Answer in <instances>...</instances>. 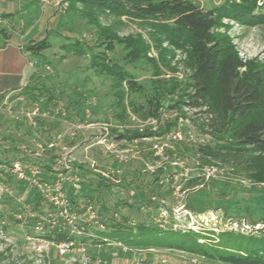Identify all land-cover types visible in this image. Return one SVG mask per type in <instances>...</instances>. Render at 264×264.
<instances>
[{"label":"rangeland","instance_id":"1","mask_svg":"<svg viewBox=\"0 0 264 264\" xmlns=\"http://www.w3.org/2000/svg\"><path fill=\"white\" fill-rule=\"evenodd\" d=\"M190 1L211 9L232 0ZM221 22L218 30L226 35L240 60L264 64V23H244L233 17H224ZM100 28L116 37L113 50L105 49L106 57L121 64L126 61V39L143 45L149 61L141 57L128 66L142 86L140 94H130L135 108L142 103L146 106L145 99L151 98L150 80L177 83V87L185 82L192 64L187 49L174 47L165 39L157 42L152 37L157 32L136 19L96 8L82 9L80 3L64 0H0V38L22 43L34 68L30 90L26 87L0 98V153L12 150L7 159L19 161L28 175L18 189L4 183L3 176L0 179L1 186L8 189L0 192V211L8 214L14 208L13 216L23 214L18 224L7 221L6 230L0 226V264H231L175 247L129 246L111 238L100 243L101 238L92 231L105 230L101 218L111 215L125 226L146 224L158 229L192 230L201 234L199 241L206 243L210 239L216 242L218 234L229 232L264 237V181L256 180L248 169L251 156L225 154L215 155L209 162L200 159L197 146L208 143L206 133L210 130L200 109L185 105L171 108L172 101L168 100L158 118L142 119L134 108L125 106L127 124L112 121L114 111L105 106L106 101L113 100L112 80L88 67V54L97 49L96 29ZM42 38L47 41L45 48L37 52L26 49L28 42ZM76 40L84 46L85 55L76 52L72 45ZM44 87H54L56 97L52 101L47 98L50 92L42 91ZM67 97L77 103L73 107L65 105ZM118 111L115 109V113ZM83 112L85 118L79 121ZM104 117L111 120L104 121ZM168 123V132L147 137L140 145L116 138V134L125 133L124 129L157 133ZM2 132L13 134L14 143L3 141ZM46 139H50L51 146L44 145ZM254 161L261 163L258 155ZM79 165L91 171L95 180L110 186L97 187L96 191L83 186ZM159 167L164 168L162 174L155 172ZM60 172L63 184L59 188L68 203V217L58 214L61 206L51 202L49 186L38 187ZM155 177L160 188L153 186ZM76 180L78 188L72 185ZM139 190L145 199L154 198L156 202L151 207L146 206V200L141 203L135 193ZM38 194L47 216L40 215L41 229L32 231L31 219L37 213L32 203ZM59 217L77 239L78 226L86 224L81 236L89 237L82 244L83 251L76 250L81 245L75 242L76 247L62 255L51 240L37 237L44 225L52 228L58 224Z\"/></svg>","mask_w":264,"mask_h":264},{"label":"trees","instance_id":"2","mask_svg":"<svg viewBox=\"0 0 264 264\" xmlns=\"http://www.w3.org/2000/svg\"><path fill=\"white\" fill-rule=\"evenodd\" d=\"M64 1L71 4L80 3L82 9L96 8L111 12L115 16H127L136 19L139 24L157 32V35L152 36L157 42L165 39L174 47L186 48L192 60L191 71L186 76L183 84L177 87V83L171 84L167 82L164 84V81L160 79L150 80L153 88L151 98L145 99L146 106L142 103L135 108L130 94H140L142 86L129 71L128 66H133L141 57H145L149 61L143 54V45L139 41L134 42L131 38L126 39V42L123 43L128 47L124 55L126 61L121 64L119 63L120 60H113L105 55V49L113 50V41L116 40V37L109 35L106 28L96 29L97 44L94 46L97 49L89 52L88 67L97 74L110 77L112 80L113 100L112 102L106 101L105 105L107 107L110 106L114 111L111 116L112 121H117L123 125L127 124L125 106L134 108L133 110L138 112L142 119L149 117L158 118L160 109L168 100L172 101L170 104L171 108L177 109L179 105L198 108L204 114L206 125L210 129L206 133L209 136L208 143L197 146L196 151L199 153L200 159L204 162H209V159L215 155L238 154L251 156L252 164L248 169L252 171V176L256 180L264 181V64L253 60H240L226 35L218 30L224 17H233L250 24L264 23V1L258 4L261 0H232L220 7L211 9L200 8L190 0ZM85 12H82V15L86 17L88 15ZM89 23L95 25V22L91 20H89ZM121 41L123 42V40ZM72 45H75V50L79 55H85L84 46L80 41L76 40ZM46 46V38H42L39 42H28L26 49L37 52ZM94 46H91L90 49ZM103 48L104 50H100ZM163 63H165V60H163ZM29 88L31 89L30 86H27L26 89L30 90ZM53 88L44 87L42 90L47 93L50 92L47 95L48 101H52L56 97ZM175 92L179 93L177 98L173 99ZM62 96H59L60 99H63ZM65 101L68 103L65 105L70 107L77 103L71 97H67ZM117 108L119 111L115 113ZM79 116V121H83L85 118L84 112L82 115L79 114ZM110 120L111 118L104 117V121ZM170 125L168 123L163 130L157 133L147 130L131 131L124 129L125 133L116 134V138L128 142L136 141L140 145L147 137L162 136L168 132ZM111 131L115 132L116 129L111 128ZM1 134L3 141L14 143L13 134L3 135V132ZM19 139L17 138V141ZM48 141L50 139H46L44 142L46 147L49 143ZM9 152L13 154L12 150H1L0 164H2V167L0 168V179L3 176L4 180L2 181L4 183L18 189L22 186L23 181L18 180L9 171L12 162V160L7 159ZM148 153L151 152L149 151ZM5 154L6 160L1 158V155ZM252 155L256 156L252 157ZM257 155L258 158L260 157L261 163L256 164L254 160ZM143 157L146 158L147 154L144 153ZM35 159L43 161L42 158ZM78 167L83 177L81 183L86 188H92L93 191H96L97 187L110 186L100 182V180H95L93 173L88 169L86 170L81 165ZM46 169L48 170L47 166ZM163 171L164 168L159 167L155 172L162 174ZM100 179L104 178L100 177ZM195 179L197 178L193 180ZM154 181L155 185L153 186L160 188L158 178L155 177ZM135 193L141 203L144 200L149 203L146 205L147 207H151V203L156 202L154 198L146 197L145 199V194L143 195L141 190ZM42 199L39 194L33 199L32 205L37 210V213L31 219L33 221L30 223L32 231H35L34 226L42 221L41 217L47 216V212H44L41 204ZM4 200L8 201L9 199L4 198ZM72 202L76 204L74 198H71ZM127 206L134 208L132 205ZM14 211V208L11 210L12 213L8 214H3L0 211V226L4 230L7 229V221H11L13 224H18L21 221L13 216ZM61 222L62 219L59 217L58 224L54 227L49 228L44 225L37 237L51 240L54 243L68 238L79 244H83L85 238L89 237L84 238V236H81L84 234V229L87 228L84 222L78 226L79 229L83 230V232L78 234L79 239L75 237V233L71 232L67 226H63ZM101 222L104 223L105 230H92L94 234L101 238V240H98L100 243L106 241L107 238H111L117 244L123 243L129 246L144 248L175 247L179 250L199 254L209 260H217L219 262L264 264L263 236H242L241 234L229 232V234H218L216 242L210 239L206 243L199 241L201 234L192 230H173L171 227L158 229L146 224L125 226L111 215L108 217L103 216ZM95 241L93 240L92 242L94 243Z\"/></svg>","mask_w":264,"mask_h":264},{"label":"crops","instance_id":"3","mask_svg":"<svg viewBox=\"0 0 264 264\" xmlns=\"http://www.w3.org/2000/svg\"><path fill=\"white\" fill-rule=\"evenodd\" d=\"M30 57L22 43L0 38V96L29 86L34 74Z\"/></svg>","mask_w":264,"mask_h":264},{"label":"built area","instance_id":"4","mask_svg":"<svg viewBox=\"0 0 264 264\" xmlns=\"http://www.w3.org/2000/svg\"><path fill=\"white\" fill-rule=\"evenodd\" d=\"M47 146H51V144L49 143ZM1 167H2V164H0V168ZM9 171L18 180H27L28 179V175L26 173V170H24V168L22 167V165L19 161L12 162L10 164ZM32 172L33 171H31V174H32ZM32 176L35 177V179H37L36 176H34V172H33ZM62 176H63L62 172L57 173L56 177H54L53 179H50L48 182H41L40 184H38V187L42 188V187H48L49 186V189L51 190V198H50L51 202L55 205L61 206L59 211H58V214L60 213L61 217H64L63 213H65L66 217H68V214H66L67 213L66 207H67L68 203H67V200L65 198L64 192L62 191V189L59 188L63 184ZM77 181L78 180L73 182L72 185L78 188L79 184L77 183ZM3 190L7 191L8 189L3 188L1 186V182H0V192ZM88 207H89V209H93L92 205H89ZM22 215L23 214L21 212H19L15 215V217L22 220V217H23ZM66 217H65V219H66ZM69 221H71V220H69ZM56 223L57 222H54L53 224H56ZM34 228H35V230H38V229H41V226L37 224L36 226H34ZM71 232H73V231L71 230ZM76 233H78V234L81 233L79 228L77 229ZM53 244H54L57 252L59 254H62V255L68 253L69 251L73 250L76 247L75 241L72 239H68V238L63 239V240L59 241L58 243L53 242ZM79 245H81V246H78V248H76V250H78V251L82 250L83 251L84 248H83L82 244H79Z\"/></svg>","mask_w":264,"mask_h":264}]
</instances>
